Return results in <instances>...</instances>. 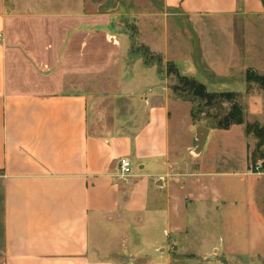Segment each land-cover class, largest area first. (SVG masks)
Here are the masks:
<instances>
[{
  "label": "crops",
  "instance_id": "crops-1",
  "mask_svg": "<svg viewBox=\"0 0 264 264\" xmlns=\"http://www.w3.org/2000/svg\"><path fill=\"white\" fill-rule=\"evenodd\" d=\"M154 9L162 23L140 16L145 45L208 91L241 93L246 122L264 123V93L247 94L245 81L248 69L264 75V0ZM168 14L191 44L169 40ZM128 31L93 0H0V264H264V172L252 169L246 123L194 120L164 72L129 62ZM121 61L139 114L127 132L92 130L95 92L81 84ZM200 125L209 132L196 154ZM129 217L138 227L120 225Z\"/></svg>",
  "mask_w": 264,
  "mask_h": 264
},
{
  "label": "rangeland",
  "instance_id": "rangeland-1",
  "mask_svg": "<svg viewBox=\"0 0 264 264\" xmlns=\"http://www.w3.org/2000/svg\"><path fill=\"white\" fill-rule=\"evenodd\" d=\"M94 6L98 7V9H117V12H119V19L121 21H124L126 25L128 26V32L129 36L131 38L132 42V49L129 52V62H133V60H136V58H143L144 62L146 64H152L157 67V69L161 72H164L168 79L169 84L175 85L177 84V79L175 75L171 72L170 66H169V60H165L161 54H158L157 52H152L143 42V29L140 24V16H143L145 13H157L156 17L158 22L162 23V20L159 19L160 17V11L163 9H154V7L159 6L161 3V0H93ZM129 8H132L129 10ZM126 10H129L130 12H127ZM129 14V16H128ZM176 16H173L172 14H168V37L170 38H180L182 39L184 44L188 45V42H190L189 38L190 32L184 28L177 26V21L174 19ZM183 19V18H182ZM179 21H182L181 19ZM183 21H186L183 19ZM139 23V24H138ZM155 30V29H154ZM163 31V30H162ZM157 32H161L157 30ZM191 44V42L189 43ZM142 56V57H139ZM130 65V64H129ZM126 64L121 61L119 65L113 70V73L106 74L103 77H97V78H88L85 81L82 82L81 85H83L82 88L86 90L94 91L93 94L94 100L93 105L91 107V120L92 130L94 128L96 130H99L100 132H107L111 131L113 129H119L127 132V129H130L132 124L129 121V118L133 117L135 113L139 114V107H141V103L143 102L142 94L139 95H131L130 93L124 94L122 92L124 84L126 85L127 80H129L128 73L129 69L125 67ZM246 81V80H245ZM208 90V89H207ZM248 90V85H247ZM210 92V91H209ZM211 93H234L237 95L242 96L241 93L238 92H211ZM180 99H183L185 101H189V105H192L193 108L198 107L199 103L196 100H190L186 99L185 97H180ZM243 101V99L241 100ZM230 103L226 102L224 107H229ZM184 111V110H183ZM183 111H181L183 113ZM211 112L215 113V109H210ZM137 114V116H138ZM254 123V122H251ZM260 126L264 127V123H260ZM186 123L182 121L181 126L185 127ZM118 126V127H117ZM130 127V128H129ZM136 129V128H135ZM249 138L252 141L251 142V159H257V162H252L253 166L252 169L257 172H264V157H261L257 155L256 158V151H257V145H258V139L255 137L254 133L249 134ZM262 153L264 154V147L261 149ZM137 166V163L134 164ZM257 167L259 168L257 170ZM258 196L257 199L263 198L264 200V177L261 185L258 189ZM262 209L264 211V201H262ZM128 220L125 223H120V225L124 229L130 228L131 224L135 227H138V222L134 224V219L130 220V217L127 218ZM140 240V239H138ZM137 239L136 241L139 242ZM134 239L133 244L134 245ZM123 243V242H122ZM136 245V244H135ZM137 246V245H136ZM112 255L119 257H125L128 258L130 256V253L124 252L122 249L117 248V250H114L111 252ZM217 258V257H216ZM141 258H136V262H138ZM214 258L210 260H204L202 258H199L197 256H187L184 259V263L186 264H205L208 261H212Z\"/></svg>",
  "mask_w": 264,
  "mask_h": 264
},
{
  "label": "trees",
  "instance_id": "trees-1",
  "mask_svg": "<svg viewBox=\"0 0 264 264\" xmlns=\"http://www.w3.org/2000/svg\"><path fill=\"white\" fill-rule=\"evenodd\" d=\"M171 72L177 79V84L171 85V89L176 96H182L186 99L196 100L199 105L193 108V119L201 121L205 119L212 127L219 129H228L234 124L246 123L247 134L254 133L258 139L257 155L264 157L261 152L264 147V127L260 126L259 122H246V110L243 104V95L234 93H211L207 90L204 83L194 77L183 76L175 63H169ZM245 80L248 85L247 94H250L254 89H258L264 93V75L257 74L253 69H248L245 72ZM229 102L230 106L224 107L225 103ZM210 109H215L213 113ZM251 157V156H250ZM252 160V159H251ZM257 162V159L252 162Z\"/></svg>",
  "mask_w": 264,
  "mask_h": 264
},
{
  "label": "built area",
  "instance_id": "built-area-1",
  "mask_svg": "<svg viewBox=\"0 0 264 264\" xmlns=\"http://www.w3.org/2000/svg\"><path fill=\"white\" fill-rule=\"evenodd\" d=\"M259 168L257 167V170ZM120 174L124 178L131 177L133 175V164L128 157H123L120 160Z\"/></svg>",
  "mask_w": 264,
  "mask_h": 264
},
{
  "label": "water",
  "instance_id": "water-1",
  "mask_svg": "<svg viewBox=\"0 0 264 264\" xmlns=\"http://www.w3.org/2000/svg\"><path fill=\"white\" fill-rule=\"evenodd\" d=\"M209 132V129L203 125H200L198 128V146H197V151L196 154L200 153L205 145V141L207 138V134ZM264 166V165H263Z\"/></svg>",
  "mask_w": 264,
  "mask_h": 264
}]
</instances>
